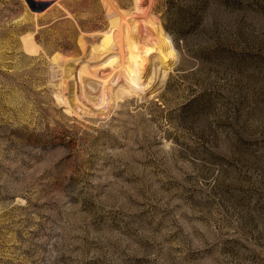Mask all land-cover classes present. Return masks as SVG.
I'll use <instances>...</instances> for the list:
<instances>
[{
    "label": "rangeland",
    "instance_id": "obj_1",
    "mask_svg": "<svg viewBox=\"0 0 264 264\" xmlns=\"http://www.w3.org/2000/svg\"><path fill=\"white\" fill-rule=\"evenodd\" d=\"M0 264H264V0H0Z\"/></svg>",
    "mask_w": 264,
    "mask_h": 264
},
{
    "label": "bare ground",
    "instance_id": "obj_2",
    "mask_svg": "<svg viewBox=\"0 0 264 264\" xmlns=\"http://www.w3.org/2000/svg\"><path fill=\"white\" fill-rule=\"evenodd\" d=\"M143 22V21H142ZM135 23V22H134ZM128 24V23H127ZM127 24L125 25V26H127ZM132 24V23H131ZM131 24H130V26H131ZM129 25V24H128ZM142 27V26H141ZM151 27V26H150ZM127 28H129L128 30H127ZM132 28V27H131ZM147 28V27H146ZM153 28V27H152ZM132 29H134V27L132 28ZM132 29H130V27H126V31H125V44H126V46H127V49H128V51H127V59H129L127 62H122V58L121 59H119L118 60V62H114V63H112L111 64V66L113 67L114 65H116V72H120V74L122 73V75H125V77L127 78V80H132L134 83H139V81L141 80V79H143V77H144V81H148V78L149 77H147L148 76V74H146V72H147V69H146V62H144V61H146V59L144 60V59H141L139 56H141V55H137V53L135 52V50H134V48H135V46H136V36H135V30H133L132 31ZM151 30V29H150ZM154 30V32H155V35H156V38H157V42H158V44H159V38H158V31H157V29L155 30V28L153 29ZM117 40H118V38H117ZM156 41V40H155ZM156 42V43H157ZM124 44V45H125ZM157 44H155V46H156ZM158 46V45H157ZM83 47V46H82ZM123 47V46H122ZM124 48V47H123ZM151 48V47H150ZM146 49V48H145ZM157 49H158V51H159V47H157ZM121 50V49H120ZM124 51H126L125 49H124ZM150 51V49H146L145 50V52H143L142 51V53L141 54H146V58H147V56H148V52ZM120 52H122V51H120ZM133 52H135L134 54H130V53H133ZM140 52V51H139ZM154 52V51H153ZM156 52V51H155ZM95 53H97V52H95ZM124 53H126V52H124ZM160 53V52H159ZM120 54V53H119ZM125 55V56H126ZM93 56V55H92ZM98 56H100V55H98ZM120 56V55H119ZM94 57H95V55H94ZM100 58V57H99ZM54 59V61L57 59V58H53ZM92 59V58H91ZM95 59V58H94ZM124 59V58H123ZM96 62V61H95ZM99 62V61H98ZM155 63V62H154ZM158 63V62H157ZM119 70V71H118ZM114 72V71H113ZM115 72V73H116ZM150 72V71H149ZM114 73V74H115ZM144 74V75H143ZM157 76V75H156ZM155 76V77H156ZM83 79H85V78H83ZM155 79V78H154ZM126 80V81H127ZM84 81V80H83ZM155 81V80H154ZM79 82V81H78ZM80 84V83H79ZM133 84H130V86H129V88L128 89H132V86ZM151 85V84H150ZM74 86H76V85H74ZM79 91V90H78ZM127 90L125 89H123V90H120V92L119 93H127V92H129V90L126 92ZM123 95V94H122ZM129 95V94H128ZM119 97H122L121 95L119 96ZM124 99V98H123Z\"/></svg>",
    "mask_w": 264,
    "mask_h": 264
}]
</instances>
